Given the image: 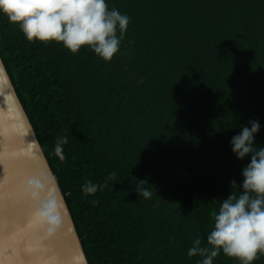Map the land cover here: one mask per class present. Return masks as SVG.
I'll return each instance as SVG.
<instances>
[{
  "label": "trees",
  "instance_id": "16d2710c",
  "mask_svg": "<svg viewBox=\"0 0 264 264\" xmlns=\"http://www.w3.org/2000/svg\"><path fill=\"white\" fill-rule=\"evenodd\" d=\"M106 2L130 18L110 62L29 42L2 14L0 55L88 263L198 264L193 238L206 245L211 213L239 194L230 182L249 162L231 137L258 120L264 147V0ZM138 180L150 198L137 195ZM87 181L107 185L86 196ZM214 264L239 261L221 252Z\"/></svg>",
  "mask_w": 264,
  "mask_h": 264
},
{
  "label": "clouds",
  "instance_id": "9594fccd",
  "mask_svg": "<svg viewBox=\"0 0 264 264\" xmlns=\"http://www.w3.org/2000/svg\"><path fill=\"white\" fill-rule=\"evenodd\" d=\"M0 14L18 25L29 42L55 41L73 54L87 47L105 62L120 51L130 22L126 14L110 9L106 0H0ZM260 129L258 120H249L229 141L235 157L249 162L241 170L242 181L230 182L231 189H240L239 194L230 192L219 200L218 211L211 213L214 223L206 245L199 236L193 238L187 255L201 257L198 264H214L221 252L239 264H254L264 255V147L255 141ZM67 142V137L58 138L55 145L54 153L61 161ZM114 176L111 173L109 178ZM144 181L138 180L135 189L138 196L148 199L152 192L143 186ZM106 185L107 181L102 185L87 181L82 192L95 195ZM55 208V202H50L40 213L52 224L57 223Z\"/></svg>",
  "mask_w": 264,
  "mask_h": 264
},
{
  "label": "water",
  "instance_id": "95a60500",
  "mask_svg": "<svg viewBox=\"0 0 264 264\" xmlns=\"http://www.w3.org/2000/svg\"><path fill=\"white\" fill-rule=\"evenodd\" d=\"M50 202L56 204V224L40 214ZM21 248L29 249L34 259L22 260L21 253H12ZM0 249L4 251L0 264H89L65 197L1 55ZM56 255L61 262L56 263Z\"/></svg>",
  "mask_w": 264,
  "mask_h": 264
},
{
  "label": "bare ground",
  "instance_id": "6f19581e",
  "mask_svg": "<svg viewBox=\"0 0 264 264\" xmlns=\"http://www.w3.org/2000/svg\"><path fill=\"white\" fill-rule=\"evenodd\" d=\"M25 248H21V249H17V250H14L12 251L13 254H18V253H21L22 255V260H31V259H34L35 255L29 251V249L27 250H24ZM6 250V249H4ZM8 250V249H7ZM0 253H4L3 249H0ZM56 263L58 261L61 262L60 258L56 255ZM30 263V262H28Z\"/></svg>",
  "mask_w": 264,
  "mask_h": 264
}]
</instances>
